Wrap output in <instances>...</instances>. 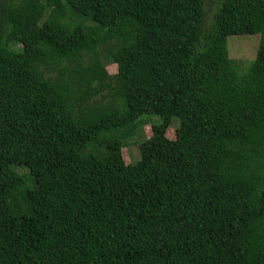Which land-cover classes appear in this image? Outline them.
<instances>
[{
    "label": "trees",
    "instance_id": "trees-1",
    "mask_svg": "<svg viewBox=\"0 0 264 264\" xmlns=\"http://www.w3.org/2000/svg\"><path fill=\"white\" fill-rule=\"evenodd\" d=\"M215 2L0 0V264H264V0Z\"/></svg>",
    "mask_w": 264,
    "mask_h": 264
},
{
    "label": "rangeland",
    "instance_id": "rangeland-1",
    "mask_svg": "<svg viewBox=\"0 0 264 264\" xmlns=\"http://www.w3.org/2000/svg\"><path fill=\"white\" fill-rule=\"evenodd\" d=\"M216 8L215 0H206V12L207 16L210 17ZM58 15L57 12L52 11L51 13H46L47 18H52ZM90 38L86 40V42L80 47L81 49L84 48L89 42ZM260 42L259 35H251V36H230L227 38V46L230 53V57L235 60L236 62L246 67L250 64V61L256 57V52L258 49V45ZM80 49V50H81ZM75 53L68 58H72ZM67 59V60H68ZM108 74L114 76L116 74V65L107 63L104 65ZM102 94L99 96L101 97ZM103 104H109L112 101L111 93L106 90L103 94L101 99ZM139 123V125H138ZM161 123V117L157 115H145L141 117L137 121L138 128L136 131L133 129V126L136 125L132 124L129 128L131 129L130 133L126 136L125 144H128L123 149V157L127 164L135 163L140 159V144L146 140L151 135V128L153 125H157ZM180 124V120L178 117H174L172 119L171 130H175ZM169 129V130H170ZM122 131L113 130L111 133H106L109 138H114L119 136ZM170 137L172 134H168ZM25 170H21V173H25Z\"/></svg>",
    "mask_w": 264,
    "mask_h": 264
}]
</instances>
